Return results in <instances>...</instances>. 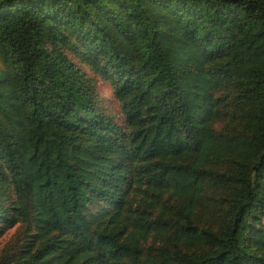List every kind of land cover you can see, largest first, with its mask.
I'll list each match as a JSON object with an SVG mask.
<instances>
[{"label": "trees", "instance_id": "16d2710c", "mask_svg": "<svg viewBox=\"0 0 264 264\" xmlns=\"http://www.w3.org/2000/svg\"><path fill=\"white\" fill-rule=\"evenodd\" d=\"M16 225L1 264H264V0H0Z\"/></svg>", "mask_w": 264, "mask_h": 264}, {"label": "rangeland", "instance_id": "374dc122", "mask_svg": "<svg viewBox=\"0 0 264 264\" xmlns=\"http://www.w3.org/2000/svg\"><path fill=\"white\" fill-rule=\"evenodd\" d=\"M67 54L76 65L82 68L87 76L94 80L101 98V105L106 109V111H108V113L113 115L117 121L124 123V117L120 115L119 104L113 98L111 84L95 75L85 64H83L76 56H74L72 51L68 50ZM216 128L219 131V125ZM25 239L26 236L24 235V228H20L18 225H16L7 229L4 235L0 237V259L3 257L4 260L6 253L10 254L12 252V245H22Z\"/></svg>", "mask_w": 264, "mask_h": 264}, {"label": "snow or ice", "instance_id": "6c2138e0", "mask_svg": "<svg viewBox=\"0 0 264 264\" xmlns=\"http://www.w3.org/2000/svg\"><path fill=\"white\" fill-rule=\"evenodd\" d=\"M0 231H2V229H0Z\"/></svg>", "mask_w": 264, "mask_h": 264}]
</instances>
